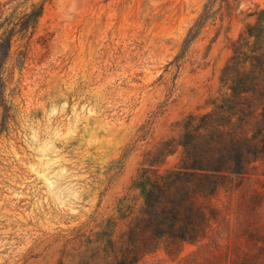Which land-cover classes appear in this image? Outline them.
I'll list each match as a JSON object with an SVG mask.
<instances>
[{"label": "rangeland", "instance_id": "1", "mask_svg": "<svg viewBox=\"0 0 264 264\" xmlns=\"http://www.w3.org/2000/svg\"><path fill=\"white\" fill-rule=\"evenodd\" d=\"M0 1L3 16L44 4L3 66L0 264H110L109 238L120 244L143 202L135 179L179 162L182 147L157 148L175 150L180 122L210 110L230 44L264 0L222 8L189 45L207 0ZM212 205L201 238L164 240L137 264H264V157Z\"/></svg>", "mask_w": 264, "mask_h": 264}, {"label": "trees", "instance_id": "2", "mask_svg": "<svg viewBox=\"0 0 264 264\" xmlns=\"http://www.w3.org/2000/svg\"><path fill=\"white\" fill-rule=\"evenodd\" d=\"M8 2L0 1V106L6 105L7 82L3 66L17 35L27 36L43 14L44 4L33 5L21 16H3ZM240 0H207L201 15L185 39L189 45L209 20ZM217 8L215 9V6ZM219 76L218 94L207 101L210 110L190 113L181 122L182 134L162 146L156 156L175 154L182 147L175 167L160 171L143 168L134 181L142 204L129 221L120 244L109 238L110 264H137L167 240L179 246L201 238L214 219L212 199L225 180L243 175L264 157V8L251 13ZM168 149V150H167ZM155 158L151 160L154 165Z\"/></svg>", "mask_w": 264, "mask_h": 264}]
</instances>
